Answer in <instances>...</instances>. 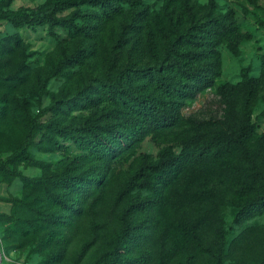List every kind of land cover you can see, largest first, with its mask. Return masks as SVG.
Masks as SVG:
<instances>
[{
    "label": "rangeland",
    "instance_id": "1",
    "mask_svg": "<svg viewBox=\"0 0 264 264\" xmlns=\"http://www.w3.org/2000/svg\"><path fill=\"white\" fill-rule=\"evenodd\" d=\"M52 0H0L9 10L46 6ZM109 23L94 29L92 20L74 17L92 14L89 6L74 7L58 15L60 23L34 28L16 27L0 19V264H92L109 248L110 238L120 232V216L130 196L117 199L147 157L157 162L161 151L180 153L184 142L199 134L232 132L241 118L242 99L228 106L218 89L247 77L260 79L251 120L256 134L247 145L255 153L264 142V0H219L215 11L208 0H131ZM233 10L239 31L250 34L236 53L220 47L222 70L212 88L197 98L185 99L180 122L149 135L127 149L117 148L96 193L85 203L62 193L46 179L68 169L70 175H89L102 168L76 145V127L93 123L115 108L103 98L98 78L128 72L131 67L152 72L165 61V43L159 30H171L175 18L189 14L206 21ZM86 29L95 37L79 33ZM84 52L76 65H61L64 57ZM131 74V73H130ZM131 86L139 94H157L145 80L133 75ZM64 99L67 103L55 104ZM34 120V141L29 146L31 162L11 155L28 134ZM61 130V131H60ZM234 165L249 167L241 153L233 154ZM258 163L264 173V147ZM248 182L234 174L207 175L195 186L199 197L180 211H171L160 230L173 233L178 227L200 222L199 235L211 242L217 220L225 222L227 240L222 264H264V215L243 226L234 223L248 199ZM149 199L150 191H142ZM65 200L71 209L55 199ZM80 217H74L73 211ZM138 221L146 222L145 214ZM65 224L70 242L61 248L45 239L59 233ZM66 227V226H65Z\"/></svg>",
    "mask_w": 264,
    "mask_h": 264
},
{
    "label": "trees",
    "instance_id": "2",
    "mask_svg": "<svg viewBox=\"0 0 264 264\" xmlns=\"http://www.w3.org/2000/svg\"><path fill=\"white\" fill-rule=\"evenodd\" d=\"M131 0H52L46 6L21 7L9 10L0 5V19L7 20L16 27L34 28L45 23H60L58 15L74 7L89 6L92 14L78 12L74 17L92 20L94 29L109 23L123 14V5ZM141 1V0H138ZM253 3L256 0H249ZM219 0H208L209 9L215 11ZM177 16L171 30H159L165 43V61L152 72L131 67L128 72L98 78L100 92L114 105L112 112L93 123L79 124L76 145L87 153L93 162L102 168L89 175L72 176L68 169L46 181L62 193L85 203L97 191L104 174L109 168L117 148L127 149L143 141L159 130L176 126L182 116L185 99L197 98L205 90L212 88L222 70L220 47L236 53L250 34L239 31L233 10L224 16H215L200 21L191 13L186 21ZM88 37H95L86 29H78ZM86 57L84 52L64 57L61 65L76 66ZM131 73V74H130ZM133 75L137 81L145 80L157 94H139L131 86ZM261 81L247 77L237 84H225L218 89L225 103L232 107L238 97L242 99L241 118L232 132L219 131L210 135L199 133L183 144L180 153L171 148L160 152L157 162L149 158L129 180L117 199L129 195L127 206L120 216L121 230L109 242L108 250L92 264H222L224 261L227 231L222 218L217 220L213 237L206 244L199 235L200 222L178 227L173 233L161 231L163 218L171 211H180L196 197L197 181L207 175L234 174L248 182V199L238 211L234 223L243 226L248 221L264 215V173L258 163L263 150L261 143L257 152L250 151L247 142L256 134L251 120L253 102L260 89ZM264 101V96H263ZM55 104H65L67 100H55ZM39 120H34L22 143L11 155L31 162L28 151L34 141V130ZM61 131V130H60ZM264 140V137H263ZM239 151L249 167L232 163L233 154ZM8 161H0L5 168ZM150 191L152 196L143 199L142 191ZM62 207L71 209L73 203L55 199ZM74 210L73 216L80 217ZM145 214L147 221H138V215ZM66 226V227H65ZM59 233H50L45 239L46 250L51 253V245L61 248L70 242V224H65Z\"/></svg>",
    "mask_w": 264,
    "mask_h": 264
}]
</instances>
